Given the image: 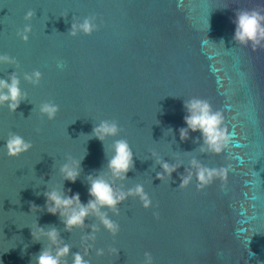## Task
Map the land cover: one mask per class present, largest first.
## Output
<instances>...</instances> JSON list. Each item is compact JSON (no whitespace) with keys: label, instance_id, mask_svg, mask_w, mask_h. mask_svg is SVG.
Listing matches in <instances>:
<instances>
[{"label":"water","instance_id":"water-1","mask_svg":"<svg viewBox=\"0 0 264 264\" xmlns=\"http://www.w3.org/2000/svg\"><path fill=\"white\" fill-rule=\"evenodd\" d=\"M257 7L264 0H0V55L18 62H0V78L15 71L27 94L15 113L0 106V264H31L47 243L33 240L37 222L54 225L84 255L92 242L82 237L91 230L64 231L59 216L47 213L43 192L64 187L86 204L89 174L103 169L113 181L107 162L122 138L134 169L114 187L141 184L152 207L129 196L119 215L105 209L120 226L115 237L89 217L85 223L100 229L87 249L90 264H145V252L154 264H264V49L233 41L236 10ZM29 10L36 15L25 21ZM86 17L98 29L69 35ZM28 23L24 42L16 33ZM34 70L42 73L38 86L24 78ZM193 97L223 116L228 141L218 154L199 151V132L180 139L184 102ZM47 101L59 106L51 121L39 112ZM101 120H116L123 131L103 143L91 138ZM10 132L33 147L9 157ZM69 156L83 159L75 183L59 172ZM158 158L180 166L171 179H157ZM193 159L223 175L203 190L194 175L179 188L180 175L196 171ZM66 259L72 264L71 254Z\"/></svg>","mask_w":264,"mask_h":264},{"label":"clouds","instance_id":"clouds-1","mask_svg":"<svg viewBox=\"0 0 264 264\" xmlns=\"http://www.w3.org/2000/svg\"><path fill=\"white\" fill-rule=\"evenodd\" d=\"M36 15L33 10L27 11L24 19L31 21ZM235 32L233 41L235 44L245 48L251 47L253 51L264 49V8L252 9H237L235 12ZM98 29L95 23V17H86L82 22H74L68 32L69 35L76 37L79 33L91 35ZM32 31L31 24L28 23L25 27L17 31L16 35L27 42L29 34ZM221 42H223L221 40ZM0 62L7 64H17L15 58L9 55H0ZM25 80L34 86H38L42 73L39 70H34L31 73H25ZM20 79L16 72L13 71L7 79L0 78V106H7L10 112L15 113L22 101L27 99V94L22 91L20 87ZM186 115L184 116V123L186 127H181L179 136L181 141L189 138L190 132H199L201 135L194 143H199L202 139V144L199 146L201 153L211 152L220 153L228 141L223 125V116L221 112L214 111L211 104L206 99L193 97L184 102ZM59 111V106L52 101H47L39 106V112L42 116H46L49 121L54 120ZM40 131L39 128L36 129ZM123 129L116 120H101L99 124L95 125L89 136L96 138L102 143L108 137L118 136ZM172 132V129L169 128ZM7 155L9 157H19L28 152L32 147L30 141H26L22 136L10 132L4 145ZM155 156V153H153ZM134 154L126 139H117L112 145V156L108 159L107 170L114 178L112 182L105 178L103 169L99 170L97 174H89L87 181L89 184L88 195L90 199L87 203H82L79 193L68 195L71 189L67 192L63 188L52 187L43 192L45 197V208L47 213L51 215H58L61 222L64 224V231L70 232L73 229H90L91 231L82 237L87 243V248L84 255L79 251L72 252L71 246L64 242L61 238L60 231L54 225L40 226L38 222L35 229H31V235L34 242L46 241L41 250L34 254L31 264H67V256L71 254L72 264H90V261L85 259L89 255L87 249H92L96 240V233L100 230L99 227L93 224H86L85 221L89 217L99 220V224L113 237L119 231L118 223L109 218L108 211L119 215V205L123 203L129 196L139 197L144 208L152 207V200L145 193L141 184H136L134 188L127 191H117L114 187L115 180L124 181L127 178V173L134 169ZM82 160H77L71 156L67 157V162L62 164L59 168L60 175L64 181L75 183L79 178L82 168ZM156 165H160L161 172L157 173V179L163 181L167 176L171 179L172 173L177 171L178 165L165 162L163 158L155 160ZM191 166L196 169L195 173L186 170L187 175H180L179 188H184L191 182L193 175L197 180V189L203 190L214 182V179L223 175V170L217 171L203 166L197 160L191 161ZM35 206V205H34ZM37 208V206H35ZM107 209L108 211H105ZM156 219H159V213H153ZM116 252L117 249H110L109 252ZM105 250L103 248L96 249L97 256H103ZM145 264H154L151 253L145 252Z\"/></svg>","mask_w":264,"mask_h":264}]
</instances>
